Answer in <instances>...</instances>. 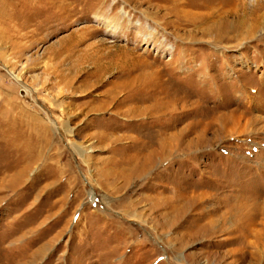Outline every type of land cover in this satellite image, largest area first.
<instances>
[{
  "label": "rangeland",
  "instance_id": "1",
  "mask_svg": "<svg viewBox=\"0 0 264 264\" xmlns=\"http://www.w3.org/2000/svg\"><path fill=\"white\" fill-rule=\"evenodd\" d=\"M177 4L0 0V264H264V0Z\"/></svg>",
  "mask_w": 264,
  "mask_h": 264
},
{
  "label": "bare ground",
  "instance_id": "2",
  "mask_svg": "<svg viewBox=\"0 0 264 264\" xmlns=\"http://www.w3.org/2000/svg\"><path fill=\"white\" fill-rule=\"evenodd\" d=\"M165 1V0H164ZM166 1H168L169 3H171V4H174L176 7H173V11H177V8H178V11L177 12H175V13H180V14H183L184 16H185V18H189V11H186V10H184L183 8H182V6L184 5V6H187V4L186 3H184L183 5H180V4H177V0H166ZM186 4V5H185ZM180 9H182V10H180ZM179 13H178V15H179ZM186 13V14H185ZM182 16V15H181ZM184 18V19H185ZM185 22H188V19H186V21Z\"/></svg>",
  "mask_w": 264,
  "mask_h": 264
}]
</instances>
